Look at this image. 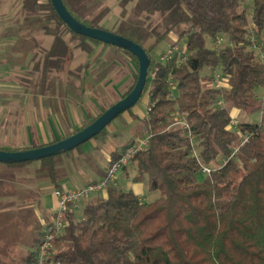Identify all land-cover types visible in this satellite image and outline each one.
<instances>
[{"label": "trees", "instance_id": "obj_1", "mask_svg": "<svg viewBox=\"0 0 264 264\" xmlns=\"http://www.w3.org/2000/svg\"><path fill=\"white\" fill-rule=\"evenodd\" d=\"M62 1L80 23L96 29L107 26L148 53L151 66L143 96L149 97L151 108L144 118L133 109L127 112L146 127L150 142L131 165L138 173L134 182L147 178L149 189L158 191L160 197L146 202L120 186L107 189L105 196L85 200L80 220L75 212L66 215L65 231L53 241L51 260L56 264H264V97L257 95L258 89H264V63L250 46L253 26L264 49V0H115L120 13L111 24L106 20L112 0ZM10 5L13 15L4 19L10 24L0 32V40L8 42L3 45V56L8 58L0 57V65L12 58L20 63L17 56H21L27 77L17 79L25 93L36 99L46 96L64 77L78 78L81 72L88 71L93 78L103 66L93 68L86 59L72 70L74 51L92 56L101 46L110 47L114 56L96 82L121 68L115 79L116 83L125 81V88L118 101L134 89L139 63L130 52L74 33L51 0H0L4 18ZM46 38L52 40L49 48L42 45ZM167 40L172 41L170 59H156L152 51ZM218 40L221 47L216 49ZM183 41L184 54L179 56L173 50ZM120 52L131 58L137 73L126 71L128 63ZM205 68L209 70L206 75ZM216 71L228 87L215 86ZM118 101L104 105L97 117L75 133ZM233 109L249 117L259 115V121L233 127ZM244 137L249 141L241 146ZM58 141L33 142L25 148L4 143L0 150L24 151ZM236 148L239 152L231 158ZM124 150L112 153L110 159L118 160ZM193 151L212 170L210 175L202 173ZM61 157L37 162L40 172L55 184ZM41 242V237L35 238L23 264H36ZM0 251L9 255L8 248Z\"/></svg>", "mask_w": 264, "mask_h": 264}, {"label": "rangeland", "instance_id": "obj_2", "mask_svg": "<svg viewBox=\"0 0 264 264\" xmlns=\"http://www.w3.org/2000/svg\"><path fill=\"white\" fill-rule=\"evenodd\" d=\"M11 5L10 8L4 11L5 14H7V17L5 16L4 18L2 13H0V19L2 20L0 23V32L7 29V26L10 24L6 21L4 22V19L13 15V13H11ZM111 8V15L106 20L109 24L113 23L120 13L115 0L111 1ZM103 27L105 30L109 31L107 26L103 25ZM173 39H175V37ZM7 43L8 42H4V45H7ZM51 43L52 40L46 38L42 45L49 48ZM171 43V40L163 41L152 51V55L160 60V57L163 54L169 53ZM183 45H185V41L179 43L178 46L181 47ZM0 48L3 49L0 50L5 54L4 46L2 45ZM101 50L103 51V54L99 56V51ZM74 53L75 59L72 63V70H77L86 59L91 60V66L93 68H98L100 65H102L103 68H100V70L98 69V71L93 74V78L88 71L87 73L81 72V76L78 78L72 77L70 79L69 77H64L61 82H58L55 85L53 93L46 96H39L37 99L34 98L31 93H25L24 88L18 84V77H27V74H25L24 71L26 69V64L21 62V56H17L20 57L17 59L20 61V63L18 62L19 64L12 58L11 61L5 62L7 66L3 64L0 65V76L2 77L0 79L2 80L0 81V85L2 86V89H0L1 145L9 143L14 147L25 148L29 147L33 142L44 144L45 142L51 143L56 140L61 141L70 137L71 134L75 133V131L84 124L97 117L105 106L118 101L119 98L122 97L125 88V81H122V83H116L115 79V75H118L117 73L122 71L121 68H115L112 74L107 75V78H105L103 82H96L100 73L104 71L103 69L109 66L110 58H113L114 56L113 50L110 47L101 46L97 50V53L92 56H87L78 49H76ZM255 53L258 58H261L259 51H255ZM119 55L123 56L128 63L126 71L129 70L137 73L136 65L131 58L121 52ZM7 58L8 56L5 55L3 56L4 60H2L5 61ZM7 67H9V69ZM105 70H108V68ZM124 73L125 72H123L122 75H124ZM208 73L209 70L205 68L203 74L206 75ZM214 73L219 74L220 72L216 71ZM67 83H70L69 85L72 86V91L66 87V85L68 86ZM257 95L262 99L264 97V89H258ZM149 106V97L147 95L143 96L133 108L132 112L137 113L140 117L144 118L147 116ZM234 111H237V109H233L231 113ZM130 117H132L130 112L122 114L120 117L116 118L102 134L83 144L79 148L62 155L60 161L62 162L63 159L69 161L73 170L82 177V179H79L80 183L87 184L91 180L90 174L95 173V170H102L108 165L112 153L121 152L125 144L132 142L135 138L138 139L140 136H146V127L141 126L139 121L134 120L133 118L132 121H130ZM235 119L238 120V122H257L259 121V115L249 117L244 112H240V115ZM7 123L8 125L6 126ZM137 134H139L138 137ZM88 161L92 164H89ZM1 167L7 166L0 164V168ZM19 168L20 167H18V171ZM12 169H9V172L8 170L1 168L0 173H8L6 174V177H11L15 174L18 180L21 179L23 183H30L29 181L26 182L29 176L15 173L18 172L16 170L17 168ZM129 172L130 181L133 182L134 178L138 175L136 168L131 165ZM97 177V175L93 176L94 179ZM118 178L119 185L124 186V183L121 182L123 179H127V177H123V171L119 174ZM199 178L202 179L203 175L200 174ZM27 184L24 188L28 187ZM139 185L143 190V195L145 196L144 200L146 202H154L160 197L158 191H151L149 189L147 178L143 182H140ZM53 187L54 186L51 183L40 187L43 208L46 210L50 209L54 203L52 196ZM24 188L21 187L20 189ZM104 195L105 192L99 193L93 195L89 200H94ZM85 204L84 201L83 206ZM82 212V209L75 212L77 220L82 218ZM6 220L9 222V218ZM36 221L37 220L30 215V217L24 216L21 220V224L13 223L12 221L7 224L11 226V229L15 232H19V234L21 233V241L32 243L34 242V238L40 237L39 232H41L39 224ZM8 256L12 260H15L13 263L8 262V264H22L19 260L27 255L23 252H17L14 256L13 254H9L7 257Z\"/></svg>", "mask_w": 264, "mask_h": 264}, {"label": "crops", "instance_id": "obj_3", "mask_svg": "<svg viewBox=\"0 0 264 264\" xmlns=\"http://www.w3.org/2000/svg\"><path fill=\"white\" fill-rule=\"evenodd\" d=\"M2 45H4V41H0V47H2ZM2 50H0V57H3L4 52H2ZM1 78L2 77L0 76V79ZM0 89H2L1 85H0ZM134 114L139 116L137 113ZM231 115L232 117L237 118L240 115V111L239 110L234 111L233 113H231ZM130 121H132V117H130ZM138 135L139 134H137V137ZM136 139L137 138L133 139L132 142L135 141ZM132 142L125 144L123 150ZM44 144H49V143L45 142ZM88 163L92 164L89 161ZM130 166L123 171V177H127L128 180L123 179L121 183H124L123 184L124 186L121 185L119 186L123 187L127 191L134 192L137 196H139L142 200H144L145 196L143 195V190L141 189V187H139L140 186L139 183L130 181V172H129ZM1 168L6 169L9 172H10L9 169H11V168L8 169L7 167H1ZM107 168L108 165H106L102 170L99 171L95 170L96 171L95 173L90 174L91 180L87 184H82L79 182V179H82V177L78 175L76 171L73 170L69 161L64 159L62 160V164L59 168L60 177L57 181V184L53 183L49 177L45 176L43 173L40 172V165L37 162H34L31 165L20 167L19 171L18 168L17 169L15 168L18 171L15 173L29 176L28 180H26V182L27 181L30 182L29 184L23 183L21 179L18 180L15 174L12 175L11 177H6L7 176L6 174L8 173H0V178L5 176L4 180L2 181V184L0 182L1 184L0 201L4 205V209L0 211V248L1 249L3 247L8 248L9 254L10 255L13 254V256L16 255L17 252H23L24 254L29 255V253L32 251V246L34 242L31 243V242L21 241V237H20L21 233L19 234V232H15L14 230H12L11 226H9L7 223L12 221L13 223L21 224V220L24 216L30 217V215H32V217L36 219L37 220L36 222L39 224V228L41 230V232L39 233L43 234V232L47 229V227L52 223L55 216L56 207H57V200L54 196L55 190L60 189L64 191H74L84 188L90 183L97 182L103 179ZM94 175H97L98 177L94 179L93 178ZM50 183L54 186L52 190L54 203L52 204V207L50 209L46 210L43 208L40 187L41 186L43 187L44 185ZM26 184L28 185V187L24 188ZM21 187L24 189H20ZM86 202L87 201H85V203ZM82 207H83V203L81 204L80 209L74 210L73 212H77L81 210ZM7 218H9V222H7L8 221L6 220ZM40 237L42 238V235ZM33 241H35V238ZM25 257L26 256L22 257L21 260H19L20 263L23 264ZM11 260L12 259L9 256L7 257L0 254V261L2 263L8 264V262L10 263Z\"/></svg>", "mask_w": 264, "mask_h": 264}, {"label": "water", "instance_id": "obj_4", "mask_svg": "<svg viewBox=\"0 0 264 264\" xmlns=\"http://www.w3.org/2000/svg\"><path fill=\"white\" fill-rule=\"evenodd\" d=\"M51 2L59 17L74 33L109 46L126 50L134 55L139 63L138 80L134 89L125 98L111 106L92 124L80 132L54 144L36 149L15 152L0 150V163L4 165L38 162L46 158L63 155L79 148L100 135L116 118L133 109L142 98L147 84L151 59L142 46L113 32L91 28L80 23L66 9L62 0H51Z\"/></svg>", "mask_w": 264, "mask_h": 264}, {"label": "built area", "instance_id": "obj_5", "mask_svg": "<svg viewBox=\"0 0 264 264\" xmlns=\"http://www.w3.org/2000/svg\"><path fill=\"white\" fill-rule=\"evenodd\" d=\"M221 45V41H216V49H219ZM250 46L253 51H259L261 54V62L264 63V49L262 43H260L254 32V27H251V35H250ZM173 52H177L179 56L184 54L181 50L180 46H177L174 48ZM171 52L165 53L161 56V59L163 61H168L171 56ZM186 56L182 57L183 60H186ZM215 75V86L217 88H224L228 87L227 80L222 79L220 74ZM220 75V76H219ZM173 86V84H171ZM222 105L223 103H219ZM151 108L149 106L148 110ZM179 116V113H176V117ZM182 126L186 130H190L189 125L186 122H181ZM231 125L233 127H238L239 122L234 117L232 118ZM189 136L191 138V145L194 146L193 142V135L191 132H189ZM249 141V137H244L241 142V146H243L245 143ZM150 142V136L145 137H139L135 141H133L131 144H129L126 149L124 150L121 157L116 160H109L108 168L106 170V173L100 181L93 182L88 184L86 187L74 190V191H64L60 189H56L54 192V196L57 200V207L54 219L52 223L47 227V229L42 234V242L38 249V255H37V262L36 264H56L51 260V249L53 245V241L59 237L62 236L65 227H66V215L69 212H73L74 210H78L81 207V204L91 198L93 195H96L98 193H102L106 191L107 189L114 187L119 188V174L127 167H129L133 160L136 158V156L142 152L145 151L149 147ZM239 152V148H236L233 153L232 157L234 158ZM193 156L197 159L199 164L202 168V173L210 175L212 173V170L202 164L200 162V158L196 151H193Z\"/></svg>", "mask_w": 264, "mask_h": 264}]
</instances>
